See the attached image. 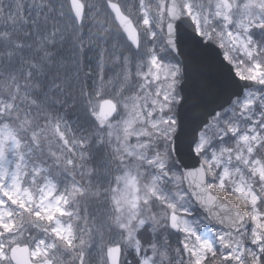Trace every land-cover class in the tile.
Masks as SVG:
<instances>
[{
  "label": "snow or ice",
  "instance_id": "obj_1",
  "mask_svg": "<svg viewBox=\"0 0 264 264\" xmlns=\"http://www.w3.org/2000/svg\"><path fill=\"white\" fill-rule=\"evenodd\" d=\"M0 264H264V0H0Z\"/></svg>",
  "mask_w": 264,
  "mask_h": 264
}]
</instances>
